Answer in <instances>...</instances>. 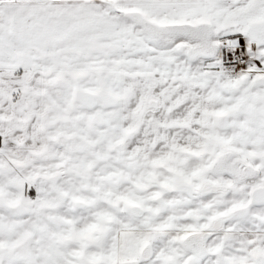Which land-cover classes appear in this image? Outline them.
<instances>
[{
    "label": "snow or ice",
    "instance_id": "6c2138e0",
    "mask_svg": "<svg viewBox=\"0 0 264 264\" xmlns=\"http://www.w3.org/2000/svg\"><path fill=\"white\" fill-rule=\"evenodd\" d=\"M0 264H264V0H0Z\"/></svg>",
    "mask_w": 264,
    "mask_h": 264
}]
</instances>
